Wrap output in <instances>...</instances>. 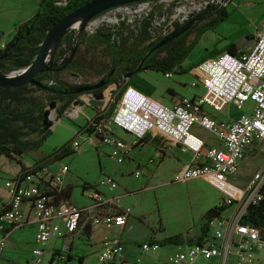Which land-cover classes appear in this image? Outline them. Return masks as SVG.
I'll return each mask as SVG.
<instances>
[{"label":"built area","instance_id":"1","mask_svg":"<svg viewBox=\"0 0 264 264\" xmlns=\"http://www.w3.org/2000/svg\"><path fill=\"white\" fill-rule=\"evenodd\" d=\"M141 5L134 10L127 5L113 8L105 12L101 23H109L107 14L135 12L136 20L131 27L137 29L144 18ZM187 14L184 13L185 16ZM164 23L165 19L158 21L156 14L152 32L156 34ZM113 37L116 39L115 34ZM254 37V44L249 50L238 55L223 52L197 64L195 69L201 76L199 85L204 89L202 95L183 96L172 105L160 106L155 116H149L144 111L145 106L148 107L147 95L128 85L109 118L113 127L132 135L135 143L157 131L177 144L182 151H192L194 155L191 163L175 174L174 181L204 179L221 192V203L231 208L227 216L222 214L209 221L212 232L200 242L176 244L178 249L169 257L171 264H200V261L209 262L213 259L217 260V264H229L232 256L233 264H264L258 257V252L264 250V239L260 237L259 230L241 223L247 207L262 198L264 169L254 171L252 178L245 184H238L233 179L239 174L247 149L257 145H263L264 148V24ZM7 42L0 33V54ZM164 74L168 78L173 75L170 72ZM247 102L251 103V113H242L234 119L221 120L206 110V106L215 111L225 110L231 105L242 108ZM195 126L211 133L217 144L194 136L192 132ZM89 142L111 147L112 156L118 163L125 161L129 151L127 142L116 136L107 125L96 127ZM73 144L78 146L77 141ZM135 175L139 176V171ZM61 182V175L51 174L49 167H34L23 178L18 175L9 184L6 211L2 213L0 209V221L3 222L0 225V262L8 241V228L27 222L21 210L25 203L36 217V241L46 246L54 238L82 233L87 226L115 230L127 225L131 209L125 212L117 209L119 202L114 198L120 196L106 197L103 192L90 189L85 192L89 200L85 205L56 202L54 195H48L47 191ZM102 184L110 189L118 187L117 182L108 177ZM100 243L101 249L90 264H143L140 257L134 262L128 260L126 245L118 234L105 235ZM46 246L32 249L31 264H62V260L66 261L64 254L55 251L50 253ZM140 247L145 253H155L161 245L156 241H145Z\"/></svg>","mask_w":264,"mask_h":264},{"label":"rangeland","instance_id":"2","mask_svg":"<svg viewBox=\"0 0 264 264\" xmlns=\"http://www.w3.org/2000/svg\"><path fill=\"white\" fill-rule=\"evenodd\" d=\"M216 1H218L217 6L219 5V8L208 21L217 16L221 10V6L227 10L228 17L219 22L216 27L206 31L199 41L193 45L186 58L187 66L210 58L214 51L222 50L230 43H235L239 47L240 52L246 51L252 44V41L248 42L249 37L255 36L257 30L263 27L264 0ZM209 2L210 0H148L127 6H130L129 9L134 10L138 9L141 3H143L141 5L142 16L145 17V14L152 12L154 16L158 14V21L164 18L165 21L171 22L180 19L181 16H185L184 13L186 14L200 7H205ZM196 6L199 7L197 8ZM136 14L135 12L129 13L124 11L111 15L107 14L109 18L115 19H108L109 23L104 24L101 23V19L105 15L104 12L90 19L84 30L89 33L97 29L109 32L122 20L127 23V26L131 27L136 20ZM174 14L177 15L174 16ZM193 38L194 34H191L189 40ZM79 51L89 57V54H85L84 45L79 46ZM70 52L67 54L68 56ZM104 60L105 62H109L110 58L106 56ZM138 74L137 78L147 84L156 96L160 95L165 87L176 84L175 82L180 79L187 83V86L182 88L183 91L185 93H189L190 91L191 93V88L195 87V84L201 78L196 69L192 73L173 74L171 78L166 77L162 71L151 69L143 70ZM61 77L75 84H85L90 78H93V76L84 78L76 73L67 72L61 73ZM194 80L196 81L192 83ZM45 81H48V79ZM116 89L115 85H111L104 90L105 98L97 103L100 110L107 107L113 101ZM35 94L41 95L43 93L36 91ZM86 96L92 98L93 94L80 95L71 104L65 114L58 121L54 122L51 127L52 132L39 150L31 151L29 154H24L20 157L17 156L13 160L5 156L0 158V195L2 196L0 200L6 202L8 186L12 178L18 176L21 164L33 166L37 160L47 158L63 146L69 144L70 149L74 152L65 155L59 161L50 163L49 167L51 169L49 168V172L61 175V186H65V183L74 186L71 201L77 205L87 203V194L85 192L90 189L86 190L83 188L84 182L89 180L91 183H96L104 176L98 185L101 186V190L105 196L109 197L121 194V197L114 198L115 201L119 202L117 209L120 212H125L128 208L132 209V212L130 211L128 216L127 228L122 231V239L128 246L135 244L139 248L137 249L144 253V257L141 254H137L135 260L140 257L144 259L146 264H171L169 257L178 249V245H162L155 253H145L142 251L140 244L151 239L161 241L166 237L176 234H183L186 237L195 236L199 232L200 226L204 223L203 216L207 209L222 202L221 192L201 178L181 182L174 181L176 173L174 168L169 163L152 157L154 145L150 142H147L145 146L135 147L134 158H127L124 163H118L116 158L110 157L112 154L109 146L100 143H96V145L91 144L89 137H91L92 133L89 134L86 131L80 130L81 126H84L92 117V115L86 116L85 114V110L88 111L90 108L87 100L84 101V105L78 102V100ZM147 96L149 99V95ZM60 106L61 103L57 102L54 112L59 113ZM81 107L82 109H80ZM89 112L92 113V111ZM242 113H251L250 102L244 104L242 108L231 105L230 108L220 112V117L223 119H234L238 118ZM102 125L115 128L109 118L104 119ZM192 133L205 140L209 139L208 141L213 144H217L211 133L206 132L198 126L193 128ZM39 137V134L31 133L25 139L36 140ZM74 141L78 142V146L73 144ZM260 168L264 169L263 145L247 149L245 159L240 165L239 174L235 175L233 179L238 184H245L248 182V177ZM137 171L140 173L139 176L135 175ZM106 177L115 180L118 187L110 189L104 186L102 181ZM230 212L231 208L227 207L223 215L227 216ZM35 230V224L32 222H28L23 228L18 229L15 233L18 245L14 248H9L12 254H18L21 258H26L28 255L32 257L33 248L46 246L36 241ZM114 232H117V230H112L109 234H114ZM209 232L211 233L212 231L210 230ZM83 236L73 239L75 248L80 251H85L88 246L87 240ZM65 241L68 242L69 239ZM131 250L135 253L138 252L134 247ZM47 256H49V253ZM233 259L234 257L232 256L229 264H233ZM158 260L160 261L158 262ZM65 262V260L61 261L62 264H65ZM88 262L90 261L80 263L75 259L68 262V264H88ZM214 262L213 259L209 262L200 261L199 263L214 264Z\"/></svg>","mask_w":264,"mask_h":264},{"label":"trees","instance_id":"3","mask_svg":"<svg viewBox=\"0 0 264 264\" xmlns=\"http://www.w3.org/2000/svg\"><path fill=\"white\" fill-rule=\"evenodd\" d=\"M58 1L62 3L58 4ZM87 1L90 0H43L39 12L28 22L20 24L12 39L7 42L3 52L7 51L9 56L1 62L4 67L3 70L12 71L29 66L34 61L40 50L41 43L46 37L47 31L53 24ZM227 17V10L221 7V10L214 19L201 24L195 23L185 33L174 38L170 43L156 49L149 55L148 52L156 44L173 31L181 28L186 22L180 19L171 22L166 20L164 25L160 26L157 29V33L154 34L152 32L155 29L153 26L154 14L150 12L140 21L139 28L137 29H132V27L127 26V23L122 20L109 32H103L98 29L92 33L84 31L79 36L78 45L85 46V54H89V57L81 53L79 46H77L74 58L66 66L65 70L44 71L36 76V79L46 84L49 89H43L32 84L19 87L0 86V158L5 156L13 160L17 156L20 157L24 154H29L31 151L40 149L43 142L52 132L51 128L44 130V112L53 100L61 103L59 114L62 117L80 95H91L94 93V91L81 94L60 93V91L76 85L63 79L61 73H76L84 78L89 76L98 77L96 81L91 83H96L104 79L107 82L101 88L102 90L118 82L120 83V87L116 89L114 94L113 101L104 109L97 110L86 124L81 126V131H86L89 134L93 133L95 128L102 124L104 119L110 118L125 87L137 73L151 69L162 71L163 73L183 74L195 69L199 62L190 66L183 65L191 48L206 31L216 27L219 22L227 19ZM114 34L116 35V39L113 37ZM191 34H194V38L189 40ZM76 40L75 29H72L64 35L54 57L55 67L61 65L62 60L71 51V48L75 46ZM223 52H229L235 55L240 53L239 47L235 43H230L222 50L214 51L210 58ZM106 56L110 58L109 62H105L104 58ZM142 61L143 65L138 70L137 68ZM128 69L133 73L130 78L124 76ZM111 73L112 76L109 77ZM122 77L124 79L121 81ZM46 79L52 80L54 84H48L45 81ZM36 91H41L43 94L36 95ZM31 133H37L40 137L36 140L25 139ZM148 136L149 134L139 140V143L145 141ZM72 152L74 151L70 149V145H65L53 155L37 160L35 166L21 164L18 175L23 178L27 171L34 170V167H49L50 163L59 161L65 155ZM16 178L17 176L12 178V181ZM97 187V184L89 182H84L83 185V188L86 190L94 189L96 192H99ZM73 189L74 186L72 184L65 186L59 185L47 191V194L54 195L56 202H72ZM2 205L1 211L4 213L7 206H4V203ZM226 208V205L220 203L207 209L203 216L204 223L200 226L199 232L193 237L176 234L166 237L161 241H156L161 246L167 244L198 243L209 235V221L215 217H220ZM241 223L257 228L260 237L264 239V189L262 198L247 207ZM13 227L15 226L12 225L9 229ZM84 233L88 240L91 234V227L87 226ZM83 258L84 256L79 254L69 253L68 255V261L78 259L82 262Z\"/></svg>","mask_w":264,"mask_h":264},{"label":"crops","instance_id":"4","mask_svg":"<svg viewBox=\"0 0 264 264\" xmlns=\"http://www.w3.org/2000/svg\"><path fill=\"white\" fill-rule=\"evenodd\" d=\"M42 1L43 0H0V33L6 38L7 41L9 38L11 39L13 37V35L16 32L17 27L20 24L28 22L39 12L41 5H42ZM252 37H249V39H248L249 40L248 42L252 41V44L246 50H249L254 44L255 37H253V38ZM183 65L187 66V60H185L183 62ZM194 70L195 69L191 70L189 73H192ZM138 75L139 74L137 73L131 79V81L129 82L128 85H132V86L136 87L137 89H139L140 91H142L143 93H145L146 95H149L148 107L145 106V108H144V111L149 116H155L157 113V110L162 105H172V104L176 103L177 101H179V99L183 96L195 97L198 95H202L203 91H204L203 87L201 85H199V82H200V80H199L197 82V84H195V87L191 88V93H190V91H189V93H185L182 88L187 86V83L185 81H183L182 79H180V80L175 82L176 84L168 85L167 87H165L164 90L160 93V95L156 96L153 94L152 89L147 84H145L143 81H141L137 78ZM97 79H98V77H93V78H90V80H88L87 82L91 83V82L96 81ZM195 81L196 80L192 81V83H194ZM46 82L48 84H54V82L52 80H48ZM85 100H87V103L90 106L88 111L85 110V114H86V116H90V115L93 116V114L97 111V109L94 107L95 104L93 103L94 97H92V98L89 96L82 97L81 98V101L83 102L82 105L85 104L84 103ZM96 106H97V103H96ZM230 107L231 106L225 108V110L230 108ZM80 109H82V107ZM206 110L209 111L211 114H213L218 119L228 120V118L223 119L220 117V112H223L225 110L215 111V110H213V108H211L209 106H206ZM89 111H92V113ZM107 127L110 128L116 136L122 138L124 141L127 142L128 146H129V151H128L126 159L127 158H130V159L134 158L133 153H134L135 147L145 146V144H147V142H150L154 145L153 146L154 154L152 157H154V159L157 158L158 160L165 161V162L169 163L174 168L176 173H178L180 170H182L185 166L190 164L192 161V158L194 155L192 151H187V152L182 151L181 148L177 144H175L171 140L167 139L166 137L160 135L158 132L149 133V136L142 143H139V142L135 143L134 137L132 135H130L129 133H126V132H124L118 128L113 129L110 126H107ZM194 136H196V135H194ZM209 143H211V142H209ZM211 144H213V143H211ZM111 154H112V148H111ZM110 157H113V156L110 155ZM252 175L253 174H251L248 177V180H250L252 178ZM101 179L99 180V182H96L95 184L98 185L101 182ZM85 182L91 183V181H89V180H86ZM68 184L69 183H65V185H68ZM97 188L100 192H102V190H101L102 188L100 185H98ZM117 196L121 197L122 195L120 194ZM1 197L2 196L0 195V198ZM8 201H9V195L7 192L6 202L0 200V209L3 207L2 204L4 203V206H5V205H7ZM87 203H89L88 198H87ZM87 203H84L83 205H85ZM22 207H23L22 212L24 213L25 220L27 219V222H25L21 226L13 227L12 229L8 228V232H9L8 241H7L6 248H4V250L2 251L3 260L0 262V264H31V262H30L31 258H32L31 256L28 255V257H26V258H21L18 254H12V252L9 249L10 247L14 248L18 245V241L15 237V233L18 231V229L23 228V226H25L28 222H32L33 224H35V228L37 230V223L35 220L36 217H35V214L33 213V211H31L30 206L27 203H25L22 205ZM131 212H132V209H131ZM0 225H3V222L0 221ZM126 228H127V225H126V227H124L122 229L116 228L115 230H117V232H114V234H118L120 236V238L122 239V231L125 230ZM36 230H35V239H36ZM110 231H112V230H107L103 227L91 228V234L89 236V239L88 240L86 239L88 246L86 247L85 251H80V250L76 249L75 243L73 241V239L75 237H79V236H83V235H84L83 237L86 238L87 236L85 235L84 231L82 233L67 234V236H65L64 238H54L48 242L49 244L47 243L48 246H46V249L50 253L55 251L58 254H64L66 256L65 264H68V262H71V261H68L69 253L70 254L83 255L84 258H83L82 262H80L78 259L77 260L80 263L90 261V262H88V264H90L91 262L95 261L96 254L101 249V243L100 242L103 239V237L105 235H108V236L114 235V234H109ZM70 238H71V240H70ZM66 239H69V241L66 242L65 241ZM122 241H123V239H122ZM149 241H156V240L151 239ZM34 242H35V240H34ZM123 242L125 243V241H123ZM125 245H126V255H127V258L129 261L134 262L135 256L137 254H141L144 257V253L140 252V250H138L139 248L136 247L135 244H133V246L131 245L132 247L128 246L126 243H125ZM133 247L136 248V250L138 251L137 253H135L134 251L131 250V248H133ZM7 248H8V250H7ZM258 257L261 261H264V250H260L258 252ZM141 260H142L143 264H146V262H144V259H141ZM159 261L160 260H158V262ZM214 261H215L214 264H217V260L214 259Z\"/></svg>","mask_w":264,"mask_h":264},{"label":"water","instance_id":"5","mask_svg":"<svg viewBox=\"0 0 264 264\" xmlns=\"http://www.w3.org/2000/svg\"><path fill=\"white\" fill-rule=\"evenodd\" d=\"M148 0H90L85 2L83 5L77 7L73 11L64 15L59 21L53 24V26L47 31L45 39L41 43L39 52L37 53L34 61L27 67L12 70L6 72L3 70V65L1 64L2 60L9 56L7 51H4L0 54V86L2 87H19L26 84H32L43 89H49V87L43 82L36 79V76L39 73L44 71H62L65 70L66 66L74 58L77 46L79 44V36L85 31L84 28H79L78 24L81 21L88 22L90 19L107 12L113 8L125 5H132L138 2H145ZM217 5V4H216ZM216 5L213 6V9L216 8ZM200 8L189 12L186 18H192L190 21L185 23L181 28L176 31H173L170 35L163 38L158 44H156L149 52L151 54L156 49L161 48L164 45L170 43L174 38H177L181 34L185 33L188 29L192 27L200 19V15H196ZM72 29L76 30V44L71 48V52L65 56L62 60L61 65L58 67L54 66V57L57 53L58 46L64 37V35L71 31ZM143 65V61L139 64L138 70ZM146 68V67H145ZM133 73L128 72L125 76L130 78ZM106 80L101 79L96 83H85V84H76L72 87L67 88L66 90L60 91L62 94H81L88 91H94V104L95 108L99 110L100 107L96 106V103L105 98L104 90L97 92L98 89H101L106 85ZM115 86L118 88L120 83H116ZM78 102L83 103L81 100ZM57 106V102L53 100L49 107L46 108L44 112V130L50 129L55 121H58L61 116L59 113L54 112V109Z\"/></svg>","mask_w":264,"mask_h":264},{"label":"flooded vegetation","instance_id":"6","mask_svg":"<svg viewBox=\"0 0 264 264\" xmlns=\"http://www.w3.org/2000/svg\"><path fill=\"white\" fill-rule=\"evenodd\" d=\"M218 3V1L216 0H210V2L203 8L200 7V10L197 12L196 15H200V19L198 21H196V23H203L208 21L214 14V12L219 8V5L217 6L216 4ZM216 5V8L213 9V6ZM222 7V6H221ZM192 18H186L185 16H181L180 20L184 21V22H188L190 21ZM131 72L129 71V69L127 70V73ZM126 73V74H127ZM112 76V73L109 75V77ZM125 76V75H124ZM126 77V76H125ZM124 79V77L121 78V81ZM119 83V82H118ZM115 85V84H114ZM120 87V86H119ZM103 91L102 89H98L97 92Z\"/></svg>","mask_w":264,"mask_h":264},{"label":"bare ground","instance_id":"7","mask_svg":"<svg viewBox=\"0 0 264 264\" xmlns=\"http://www.w3.org/2000/svg\"><path fill=\"white\" fill-rule=\"evenodd\" d=\"M199 6H197V8H198ZM115 18H110V20H114ZM119 24V23H118ZM88 24H87V22L86 21H81L79 24H78V26H79V28H83V27H85V26H87ZM105 92V91H104ZM153 132H157V131H153Z\"/></svg>","mask_w":264,"mask_h":264}]
</instances>
